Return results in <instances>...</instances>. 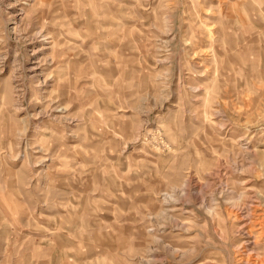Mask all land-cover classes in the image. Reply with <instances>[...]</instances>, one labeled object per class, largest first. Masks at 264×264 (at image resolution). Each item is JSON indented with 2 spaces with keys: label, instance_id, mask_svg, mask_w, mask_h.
Listing matches in <instances>:
<instances>
[{
  "label": "rangeland",
  "instance_id": "rangeland-1",
  "mask_svg": "<svg viewBox=\"0 0 264 264\" xmlns=\"http://www.w3.org/2000/svg\"><path fill=\"white\" fill-rule=\"evenodd\" d=\"M0 264H264V0H0Z\"/></svg>",
  "mask_w": 264,
  "mask_h": 264
}]
</instances>
